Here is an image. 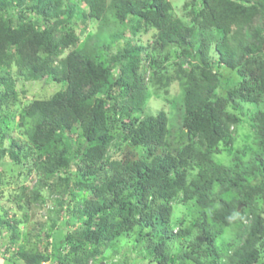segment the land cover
Returning <instances> with one entry per match:
<instances>
[{
    "label": "trees",
    "instance_id": "16d2710c",
    "mask_svg": "<svg viewBox=\"0 0 264 264\" xmlns=\"http://www.w3.org/2000/svg\"><path fill=\"white\" fill-rule=\"evenodd\" d=\"M84 1L89 5L82 13L84 22L88 18L105 22L110 14L122 26L109 33V47L124 41L109 61L101 59L90 43L75 47L79 41L72 26L78 18L75 0H0V70L15 64L28 79L50 75L66 83L52 96L31 101L22 114L41 186L49 185L47 177L58 178L72 167L73 183L88 193L79 203L82 225L56 242L57 248L68 242L72 258L53 255L61 264H88L115 236L144 223L161 232L160 240L152 243L154 254L159 264H169L168 240L191 232L182 220L172 233L173 200L181 194L183 200L203 209L199 232L184 257L207 264L203 251L206 256L217 253L211 224L226 227L249 219L240 230L242 243L229 259L232 264H263L264 208L258 196L264 195V183L255 184L250 177L264 174V0H187L184 7H190V23L176 15L170 0ZM59 23L65 27L57 37ZM150 29L155 30L153 46L164 60L170 59L173 48L182 54L176 72L155 71L153 77L163 87L174 80L183 86L185 138L173 149H164L170 132L164 109L137 115L146 101L142 66L149 53L129 34ZM212 30L223 33L211 42L216 60L207 35ZM197 32L201 44L194 50ZM11 79L0 76L7 88L0 93V127L5 122L2 105L14 97ZM241 103L250 109L262 149L251 158V165L240 161L231 166L216 160L215 154L231 128L242 121L243 116L233 110ZM71 132H78L81 139L72 154L67 136ZM123 142L143 147L147 153L114 155ZM24 146L12 137L4 154L11 161L19 160L17 151ZM126 193L139 196L138 218V207L125 199ZM241 205L249 211L245 217ZM126 208L129 216L123 213ZM209 209L212 223L207 219ZM2 224L16 236L17 223L3 219ZM19 255L28 264H43L50 258L26 250Z\"/></svg>",
    "mask_w": 264,
    "mask_h": 264
},
{
    "label": "rangeland",
    "instance_id": "374dc122",
    "mask_svg": "<svg viewBox=\"0 0 264 264\" xmlns=\"http://www.w3.org/2000/svg\"><path fill=\"white\" fill-rule=\"evenodd\" d=\"M75 1L78 5L75 15L78 18L72 26L79 35V41L75 47L79 48L85 43H90L97 48L101 59L109 61L116 53L117 46H122L124 43L123 39H119L115 42V46L109 47L107 44L110 41L109 33L122 29V26L110 14L107 17L108 21L105 22L91 18L84 22L82 13L89 10V5L84 0ZM170 1L174 5L176 15L190 23V7H184L187 0ZM63 27H65L64 23L58 24L57 37L62 34ZM154 32V29H150L147 32L141 30L136 35L129 34V39L145 45L147 47L145 53H149L142 66L146 101L137 115L143 117L164 109L169 115L170 129L168 142L164 149H173L185 138L181 126L184 115L183 86L179 80H174L168 86L163 87L153 77L155 71L176 72L178 70L176 62L182 58V54L179 48H173L170 59L164 60L162 52L153 46ZM207 35H209L211 43L221 39L223 33L221 30H212L207 32ZM200 44L201 34L197 32L193 39V49L197 50ZM212 47L211 43V52L216 60L217 56L212 50L214 47ZM68 51V49L64 50L63 55ZM222 71L224 72V70ZM5 75L10 76L14 81V97L7 103H3L1 110L5 122H1L0 127V264H28L25 259L20 257L21 250L49 254V260L43 264H61L60 260L54 256L56 252L60 255V259L61 257L71 259L73 253L70 251L68 242L58 248L56 242L65 239L68 233L82 225L78 209L79 203L83 202L88 195L87 189L80 188L73 183L76 175L72 172V167L60 172L58 178L47 177L49 185L41 186V174L35 167V156L33 149L28 144L29 138L25 133V125H22V114L31 101L52 96L55 92L66 87V83L57 82L50 75L41 79H28L25 74L19 72L15 64L10 68L0 70V76ZM6 89V85L0 83V93H5ZM236 106L233 110L242 115L243 119L231 128L230 139L227 138L219 145V152L215 154V159L231 166L240 161L249 166L251 158L260 153L262 148L259 146V139L255 134L249 107L243 103ZM67 136L71 138L68 151L72 154L76 151L81 139L78 132H71ZM12 137L25 145L22 150L17 151V155L21 158L16 161H11L10 157L4 154V150L12 144ZM128 152H133L135 156L139 157L144 156L147 150L129 142H123L121 150H116L114 155L123 156ZM262 166L264 168V162ZM250 178L255 184L260 181L264 183V174L258 173L257 176ZM56 182L59 184L58 187H54ZM138 197V195L125 194V199L136 205ZM61 202L64 203L62 207ZM258 204L264 208V195L258 196ZM173 205L172 233L178 231L182 220L184 227L190 229L191 232L188 235H180L168 240L169 264H197L183 255L189 249V242L195 239L199 232L198 221H200L203 209L194 201L183 200L181 194L175 197ZM137 207L136 218L140 215V206L137 205ZM244 208V206L240 208L243 217L247 216L249 212ZM129 212L128 208L123 210L125 216H129ZM206 213L208 214L207 219L212 223L211 210H207ZM3 219L17 223L15 237L11 235V230L2 224ZM248 222L249 219H240L226 227L211 224L212 233L216 235L214 247L217 253L214 252L212 255L206 256L202 249V255H204L202 260L207 264H232L229 255L232 254L236 246L242 243L243 236L240 235V230L244 223ZM161 235V232L154 231L152 227L144 223L138 224L132 230L115 236L110 245L101 248L103 253L97 258L91 257L88 264H100L102 261L107 264H159L152 243L158 242Z\"/></svg>",
    "mask_w": 264,
    "mask_h": 264
},
{
    "label": "water",
    "instance_id": "95a60500",
    "mask_svg": "<svg viewBox=\"0 0 264 264\" xmlns=\"http://www.w3.org/2000/svg\"><path fill=\"white\" fill-rule=\"evenodd\" d=\"M240 208H241V206H240ZM100 264H107L105 261H102Z\"/></svg>",
    "mask_w": 264,
    "mask_h": 264
},
{
    "label": "clouds",
    "instance_id": "9594fccd",
    "mask_svg": "<svg viewBox=\"0 0 264 264\" xmlns=\"http://www.w3.org/2000/svg\"><path fill=\"white\" fill-rule=\"evenodd\" d=\"M242 206V205H241ZM240 208V207H239Z\"/></svg>",
    "mask_w": 264,
    "mask_h": 264
}]
</instances>
